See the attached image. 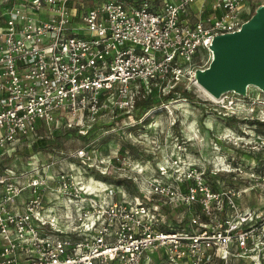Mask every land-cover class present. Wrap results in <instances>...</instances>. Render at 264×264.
<instances>
[{
	"label": "built area",
	"instance_id": "1",
	"mask_svg": "<svg viewBox=\"0 0 264 264\" xmlns=\"http://www.w3.org/2000/svg\"><path fill=\"white\" fill-rule=\"evenodd\" d=\"M194 1L0 0V264H264V204H239L250 189L264 193V159L239 189L218 178L222 166L206 171L174 156L145 193L112 200V187L98 193L76 180L70 161L29 151L40 132L109 114L140 120V97L195 85L213 35L238 30L251 11L242 0H208L210 12L190 19ZM23 149L28 158L16 161ZM93 152L73 156L91 164ZM147 194L197 212L165 226Z\"/></svg>",
	"mask_w": 264,
	"mask_h": 264
},
{
	"label": "rangeland",
	"instance_id": "2",
	"mask_svg": "<svg viewBox=\"0 0 264 264\" xmlns=\"http://www.w3.org/2000/svg\"><path fill=\"white\" fill-rule=\"evenodd\" d=\"M100 1L73 0L72 6H94ZM263 2L247 0L250 15ZM209 58V54L203 52L201 60L207 65ZM185 89L190 99L180 92L164 99L155 90L140 97L137 103L159 99L162 103L160 107L137 108L135 114L139 110L142 112L140 120L128 121L123 114L112 120L109 114L96 124H72L61 128L57 137H52L49 130L40 132V139L49 145L39 149L36 156L43 162L55 158L66 165L70 161L71 175L76 180L98 193L105 186L112 187V200L133 199L140 196L139 192L145 193V180L156 174L159 166L171 164L174 156L206 171L222 166L226 171L220 170L217 174L231 186L245 189L240 180L245 177L248 166L257 164L259 158L264 159V126L254 123L255 118L264 113V93L249 85L244 101H237L238 95L230 91L214 100L197 83ZM84 147L94 150L91 164L73 156ZM27 151L21 150L16 161L28 158ZM100 158L102 160H98ZM7 161L13 163L12 158ZM235 168L240 169H236L237 175L231 172ZM147 195L149 202L160 203L157 215L165 226L167 223L172 226L185 224L188 214L197 212L184 204L164 203L158 196ZM239 204L245 208L260 207L264 204V193L250 189L239 199Z\"/></svg>",
	"mask_w": 264,
	"mask_h": 264
},
{
	"label": "water",
	"instance_id": "3",
	"mask_svg": "<svg viewBox=\"0 0 264 264\" xmlns=\"http://www.w3.org/2000/svg\"><path fill=\"white\" fill-rule=\"evenodd\" d=\"M240 26L213 35L210 62L194 70L196 82L216 98L228 91L245 96L249 85L264 93V2Z\"/></svg>",
	"mask_w": 264,
	"mask_h": 264
},
{
	"label": "trees",
	"instance_id": "4",
	"mask_svg": "<svg viewBox=\"0 0 264 264\" xmlns=\"http://www.w3.org/2000/svg\"><path fill=\"white\" fill-rule=\"evenodd\" d=\"M123 1H127V0H123ZM133 1H135V0H133ZM186 87L185 86H183V85H179V86H177V87H175V88H173L172 90H170L169 92H167V93H165V94H163V95H161V94H159V97H161L162 96V98H168V97H170L173 93H182V94H184V96L185 97H187V98H191L190 97V94H188L187 92H186V89H185ZM161 103V100L159 99V100H153V101H149V100H141V101H139L138 103H137V108L138 109H141V108H144V109H146V108H154V107H157L159 104ZM141 111L139 110V111H137L136 112V118H138L140 115H141ZM254 123H257V124H259V126H264V122H259V121H257V120H254ZM58 135L57 134H54L52 137H57ZM48 145H49V143H47L45 140H43V139H39V140H37V141H35V142H33L32 143V148L29 150V151H37V150H39V149H42V148H45V147H48ZM121 150H123V148H121ZM28 152V151H27ZM217 177H218V175H216V174H214V175H212V176H210L209 177V179H210V183H211V187H212V189H215L217 186H218V183H217ZM218 178H222L221 176H219Z\"/></svg>",
	"mask_w": 264,
	"mask_h": 264
},
{
	"label": "crops",
	"instance_id": "5",
	"mask_svg": "<svg viewBox=\"0 0 264 264\" xmlns=\"http://www.w3.org/2000/svg\"><path fill=\"white\" fill-rule=\"evenodd\" d=\"M176 1V0H175ZM246 5L247 0H242ZM189 18L193 19L201 12H210V1L208 0H195L194 3L189 7Z\"/></svg>",
	"mask_w": 264,
	"mask_h": 264
},
{
	"label": "bare ground",
	"instance_id": "6",
	"mask_svg": "<svg viewBox=\"0 0 264 264\" xmlns=\"http://www.w3.org/2000/svg\"><path fill=\"white\" fill-rule=\"evenodd\" d=\"M197 82H195V84H196ZM197 85L198 86H200L198 83H197ZM201 87V86H200ZM201 89H202V91L210 98V99H214L215 100V98L216 97H214L213 95H210L209 93H207L202 87H201ZM95 186V185H94Z\"/></svg>",
	"mask_w": 264,
	"mask_h": 264
}]
</instances>
